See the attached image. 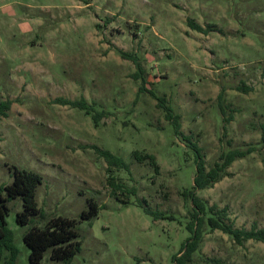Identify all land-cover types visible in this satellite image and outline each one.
Segmentation results:
<instances>
[{
	"label": "rangeland",
	"instance_id": "1",
	"mask_svg": "<svg viewBox=\"0 0 264 264\" xmlns=\"http://www.w3.org/2000/svg\"><path fill=\"white\" fill-rule=\"evenodd\" d=\"M190 20L216 31H195ZM82 98L92 114L109 116L96 126L85 110L56 103ZM159 99L180 116L179 136ZM6 101L0 190L13 183V167L43 176L37 202L45 218L21 225L23 200L9 203L18 264H31L25 234L58 216L78 221L82 250L72 264H177L192 236L193 206L183 192L196 175L185 137L201 148L207 171L230 151H248L196 194L226 208L235 228H264V0H0V104ZM95 147L121 157L130 172L109 173ZM135 151L154 155L160 172L136 161ZM110 174L136 189L130 204L112 195ZM90 199L99 213L84 221ZM50 254L42 264H65ZM214 261L264 264V244L240 246L205 225L187 264Z\"/></svg>",
	"mask_w": 264,
	"mask_h": 264
},
{
	"label": "trees",
	"instance_id": "2",
	"mask_svg": "<svg viewBox=\"0 0 264 264\" xmlns=\"http://www.w3.org/2000/svg\"><path fill=\"white\" fill-rule=\"evenodd\" d=\"M190 28L201 33H209L216 31L215 27L209 25L204 28L199 23L190 20L188 22ZM123 58H131V60L141 69L140 61L137 57L121 52ZM248 91V88L244 89ZM158 106L166 108V119L170 121L175 129V135L181 134L180 116L175 115L170 106H165V99H159ZM56 103L64 106H71L85 110L88 115H92L95 125L109 116L105 111L94 112V106L90 105L85 98L81 100L56 99ZM12 106L11 101L2 102L0 104V119L8 117V112ZM225 113L224 109H222ZM230 120V118H228ZM187 146L194 152L196 163V175L193 180V186L190 190H185L183 195L186 199H190L193 209L191 211V222L187 228L192 236L186 244H184L179 256L175 258L177 264H187L192 260V255L198 250L203 239V227L208 226L211 231L219 230L233 238L236 244L243 246L245 242L254 240L264 244V228L239 229L229 223L228 210L226 208L219 209L217 205L209 206L206 201L197 196L198 190H205L213 187L220 182L225 176L228 168L238 159H243L248 151H230L222 156V162L216 163L209 171L206 169L204 156L201 148L197 143L193 142L190 137H185ZM100 157L104 158L108 164V172L112 173L113 169H124L130 172V166L119 156L112 154L110 151L102 150L95 147ZM134 156L138 162L148 161L154 167L156 174L160 172V166L156 157L152 154L141 153L135 151ZM13 172V183L4 186L0 190V264H18L20 254L14 240V233L8 227L7 216L10 208L9 203L13 200L21 198L23 200L24 211L18 214V222L21 225H28L31 217L41 216L44 213L39 208L37 202V189L43 183V176L34 171L11 168ZM108 186L116 200L124 204H130V196L136 195L135 188H126L124 184L119 183L117 179L110 174ZM6 193V195L3 194ZM123 197V198H122ZM100 206L94 200H89V209L83 211L81 219L84 221H92L99 213ZM149 215H153L155 219L165 218L164 214L151 211L145 208ZM24 242L30 249L29 261L31 264H42L46 252L50 251V258L55 262H63L72 264L74 257L81 252L82 242L78 231V221L67 217L58 216L49 220L44 227H34L24 236ZM215 264H225L220 261H214Z\"/></svg>",
	"mask_w": 264,
	"mask_h": 264
}]
</instances>
